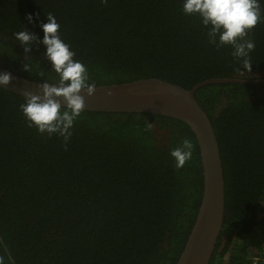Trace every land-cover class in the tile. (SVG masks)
<instances>
[{
    "label": "trees",
    "instance_id": "16d2710c",
    "mask_svg": "<svg viewBox=\"0 0 264 264\" xmlns=\"http://www.w3.org/2000/svg\"><path fill=\"white\" fill-rule=\"evenodd\" d=\"M182 5L0 0V65L31 80L58 79L39 41L51 13L95 85L157 77L191 88L264 70V18L245 37L254 49L237 59L231 45L210 43L208 28ZM25 28L39 38L27 55L14 36ZM195 97L215 130L225 180L223 228L210 264H264V82L208 84ZM24 102L0 87L3 264H175L203 190L189 127L163 115L83 110L65 144L29 127ZM184 138L192 157L177 168L170 153Z\"/></svg>",
    "mask_w": 264,
    "mask_h": 264
},
{
    "label": "water",
    "instance_id": "95a60500",
    "mask_svg": "<svg viewBox=\"0 0 264 264\" xmlns=\"http://www.w3.org/2000/svg\"><path fill=\"white\" fill-rule=\"evenodd\" d=\"M10 72L12 81L0 86L15 94L42 95V82L15 74L0 65V73ZM264 70L252 74L213 77L197 82L191 88L157 77L129 82L96 85L92 96H84V111L150 113L178 119L194 133L200 154L203 190L197 214L183 249L175 264H210L222 232L225 216V180L220 149L212 122L195 97L208 84L264 82ZM61 99L62 106L63 99Z\"/></svg>",
    "mask_w": 264,
    "mask_h": 264
},
{
    "label": "clouds",
    "instance_id": "9594fccd",
    "mask_svg": "<svg viewBox=\"0 0 264 264\" xmlns=\"http://www.w3.org/2000/svg\"><path fill=\"white\" fill-rule=\"evenodd\" d=\"M261 3L264 0H183L182 8L184 15L198 16L202 25L208 28L210 43L217 46L231 45L234 49L232 55L242 59L248 57L255 47L254 42L245 37L264 18ZM26 19L29 23H34L31 14ZM46 21L39 25L44 34L42 39L27 28L14 36L26 55L32 49V41L39 39L40 44L45 46L44 55L51 64V71L57 74L58 79L53 83L43 81L40 84L42 95L26 93L25 102L20 105V109L29 127L35 126L41 134H57L67 144L74 122L85 107L81 92L92 96L96 85L89 83L87 67L74 59L75 53L70 45L59 37L60 25L54 15L48 13ZM23 67L29 72L31 65L26 63ZM11 81L10 72L0 73V86H6ZM60 98L63 99L64 106ZM192 152L193 144L188 138H184L170 155L175 160V166L181 168L191 159ZM0 264H3L2 259Z\"/></svg>",
    "mask_w": 264,
    "mask_h": 264
},
{
    "label": "built area",
    "instance_id": "2783aa9c",
    "mask_svg": "<svg viewBox=\"0 0 264 264\" xmlns=\"http://www.w3.org/2000/svg\"><path fill=\"white\" fill-rule=\"evenodd\" d=\"M257 261V259H254V262H256Z\"/></svg>",
    "mask_w": 264,
    "mask_h": 264
}]
</instances>
